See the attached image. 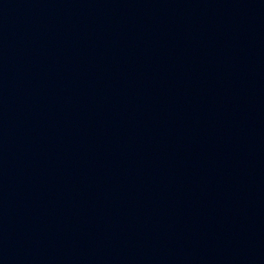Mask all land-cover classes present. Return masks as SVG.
<instances>
[{
	"label": "water",
	"instance_id": "water-1",
	"mask_svg": "<svg viewBox=\"0 0 264 264\" xmlns=\"http://www.w3.org/2000/svg\"><path fill=\"white\" fill-rule=\"evenodd\" d=\"M0 264H264V0H0Z\"/></svg>",
	"mask_w": 264,
	"mask_h": 264
}]
</instances>
